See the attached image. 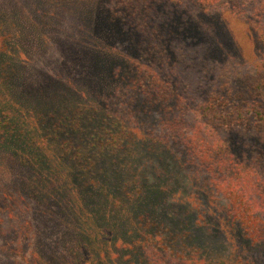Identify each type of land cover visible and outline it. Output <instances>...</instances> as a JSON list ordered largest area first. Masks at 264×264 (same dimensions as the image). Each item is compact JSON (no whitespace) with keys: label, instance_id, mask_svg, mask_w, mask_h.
Instances as JSON below:
<instances>
[{"label":"trees","instance_id":"16d2710c","mask_svg":"<svg viewBox=\"0 0 264 264\" xmlns=\"http://www.w3.org/2000/svg\"><path fill=\"white\" fill-rule=\"evenodd\" d=\"M104 2L114 21L140 41L133 38L127 60L111 68L112 89L63 106L61 122L50 128L54 156L71 171L77 167L78 181L73 174L68 180L102 189L110 216L118 214L116 235L136 238L140 247L134 260L127 256L130 264L219 260L205 255V240L212 243L216 236L195 222L201 205L187 199L195 190L204 191L209 205L224 211L248 238L264 239V62L219 63L200 55V67L185 52L169 59L164 41L168 10L194 16L225 9L252 20L264 40V0ZM6 51L0 43L4 83ZM13 117L0 107V137L10 133L2 129L12 126ZM177 172L188 186L181 198L186 207L174 217L163 202L171 197L167 187L176 186ZM132 244L120 240L118 246L135 248Z\"/></svg>","mask_w":264,"mask_h":264},{"label":"rangeland","instance_id":"374dc122","mask_svg":"<svg viewBox=\"0 0 264 264\" xmlns=\"http://www.w3.org/2000/svg\"><path fill=\"white\" fill-rule=\"evenodd\" d=\"M166 16L164 41L173 61L185 52L200 67V55L219 63L264 62L257 26L230 9L194 16L168 10ZM137 37L114 21L104 0H0V43L7 50L1 58L9 63L0 107L14 115L12 126L2 129L10 133L0 137V264H130L129 254L134 260L136 238L116 235L118 214L110 216L102 189L68 180L73 174L78 181L77 167L71 171L54 156L50 128L61 122L63 106L114 87L111 68L127 60ZM173 181L176 186L165 185L171 197L163 206L178 217L188 185L178 172ZM203 192L187 199L201 205L195 222L216 236L205 240L207 259H219L211 264H264V239L248 238ZM120 240L136 247L121 248Z\"/></svg>","mask_w":264,"mask_h":264}]
</instances>
